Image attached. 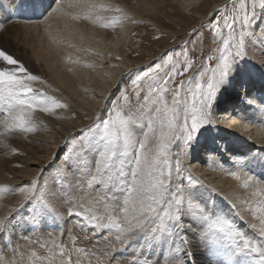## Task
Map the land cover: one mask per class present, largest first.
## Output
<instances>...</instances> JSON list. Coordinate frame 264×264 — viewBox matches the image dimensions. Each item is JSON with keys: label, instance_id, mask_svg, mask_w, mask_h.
<instances>
[{"label": "bare ground", "instance_id": "1", "mask_svg": "<svg viewBox=\"0 0 264 264\" xmlns=\"http://www.w3.org/2000/svg\"><path fill=\"white\" fill-rule=\"evenodd\" d=\"M49 1L0 0V8L4 2L10 3L14 7V13L15 11L16 14L19 13L18 8H20L25 14L24 5L29 7V15L35 16L45 10L51 3ZM178 1L181 6L190 10L200 9L207 2V0ZM98 5L97 0H59L43 20L33 23L19 22L18 26L23 28V32L17 33L21 36L25 35V37L28 34L32 35L31 38H34L36 45L34 57L44 62L43 65L47 70H43L49 80H46V77L41 73L42 64L28 55V52L19 56H17L18 52L13 53L14 58H18L26 67L28 74L36 75L39 78L36 81H26L29 87L39 93L48 94V97L56 101L57 99L50 92L57 93L68 104L73 103L79 107L87 119H89L88 117L92 119L94 115L96 118L108 94L114 90L115 86H118L121 76H125L128 74V70L132 69L129 68L131 63L127 59L126 50H123L125 44L131 45V24L129 27L125 26L124 23L119 27V33L116 34L117 30H115L113 36H110V33L105 32L104 25L106 24L100 13L105 8L98 7ZM261 33H264V29L256 34L259 43L255 44L256 42H254L256 46L255 56H257L254 59L256 65L253 64L254 75L249 77L246 69L238 68L236 70L237 77H240V81L243 82L240 84L241 89H236L237 85L227 87L228 97L230 100L233 98L231 104L228 103L230 101L225 103L227 107L211 120L213 126L204 131L203 140H208L206 145L200 146L201 151L204 152L202 154L197 153L196 148L201 141L193 144L188 158L184 159L188 161L190 157H195L197 160L188 162L189 164L185 161L188 166L183 167V170L187 175L191 174L193 181L198 182L194 191L210 198V207L214 203L216 209L222 210L220 214L233 220L240 233L245 234L253 241L264 242V237L259 235V229L264 225H261L257 219V217L264 216V194L253 195L258 188L264 187V68L262 67L264 35ZM118 58H122V61L117 62ZM18 67L19 65L7 66L9 70L18 69ZM52 80L55 83H52ZM76 99L83 106L85 105L92 110L89 111L78 104ZM247 104L251 105V108H247ZM0 107V111L2 110V113L5 114L3 123L0 124V138L7 142L10 141L11 137L4 123L8 119V115L2 104ZM49 107L52 110L48 113L35 108L27 110L26 119L34 126L33 130L15 133L16 136L20 135L16 139L15 145L18 150L25 154L31 151L29 158L20 159L14 155L6 157L0 155V187L19 185L18 183L21 181L15 183L14 180L9 181L8 178L13 171V165L23 161L37 166V168L32 169L30 176L33 177L32 180L36 181L37 185L42 184L39 189H43L46 185L54 188L61 183L67 184L63 174H58V170L64 167V160L56 167L57 169L54 168V163L51 160L56 150H60L68 144L67 142L71 140L70 137L75 136L74 134L79 130V125L75 122L70 123L68 121L70 119L61 114L62 112H58L56 107L52 105ZM62 107L63 109L66 108V106ZM216 108L217 105L214 109ZM214 109H211V114L217 113ZM219 119H222L223 122L220 121L219 123ZM84 124L87 125L88 122ZM55 125H59L61 130L50 132L53 131ZM40 127L42 130H46L44 134H49V137L38 134ZM27 133L29 134L27 135ZM31 135L35 136L34 139L31 138ZM47 138L52 142H49L51 146L45 152L46 156L44 157L39 155L41 153H39L36 143H48ZM225 139L227 142L223 143ZM40 144L38 146L43 149L44 153L46 148ZM25 145L31 146L30 150L25 149ZM168 148H170V144ZM77 151H79L78 148ZM220 158L221 161L229 163L225 165L227 168L221 164ZM85 160L91 162L92 154H89ZM125 168L126 165H123L124 173ZM51 169L52 171H49ZM53 170H55L54 173ZM119 171L118 167L111 174L115 183L105 177L106 183L102 185V188L96 189V192L92 191L90 186L83 185L81 186L82 191L80 189L76 193L69 191L64 200L58 199L56 201L59 214L54 219L47 218L44 224L35 230L28 229L24 223L25 220L29 219L28 214L32 204H28L19 214L16 212L21 203L25 202V193L17 190L10 194L0 195V218L15 216L13 223L16 224L11 243H8L7 233L0 239V248L3 249L0 257L14 261L15 264H68L69 259H71V264H77V261L79 264H96L97 259L101 258H104L103 260L107 264V257L104 256L102 250L111 245L119 250L116 255L122 264L123 261L131 264V261L140 251L138 242L130 241L127 246L122 248L115 239V229L104 228L102 231L101 228L93 227L100 221L106 225L109 218H116L112 215V209L115 205L112 203V191L109 189L119 192L126 184L124 175L123 178L117 175ZM17 172L20 175L23 174V171ZM231 173H236L240 179L237 180ZM27 175L29 173H25V176ZM248 176H252L253 180L249 182V188H244L242 185ZM93 193L97 195L96 198L91 197L94 195ZM34 195L39 198L41 191L37 190ZM71 200L73 204L70 205L67 202ZM70 208L81 211V217L78 219L69 216L68 210ZM103 212L105 217H101ZM22 216L23 220L21 219ZM85 216L89 219L96 217L97 220H94L93 224H88L83 219ZM252 225L256 227L253 228ZM57 228H59L58 231H56ZM193 244V256L189 264H211L208 251H205L203 246L196 245L195 241ZM78 248L84 249L85 252L78 253L76 251ZM62 251L66 255H61ZM158 251L159 249L155 250L153 259L157 258L156 252ZM160 260L163 264V257H160ZM112 264H116V261H113Z\"/></svg>", "mask_w": 264, "mask_h": 264}, {"label": "snow or ice", "instance_id": "2", "mask_svg": "<svg viewBox=\"0 0 264 264\" xmlns=\"http://www.w3.org/2000/svg\"><path fill=\"white\" fill-rule=\"evenodd\" d=\"M257 2L258 0H251L253 9L257 6ZM259 3L264 7V0H259ZM239 9L240 13L230 18L224 17V27L229 29L228 36L216 49L219 55L211 57L217 61V64L207 70L211 74L207 75L206 80L203 79L206 73H202L203 82H195L194 87L190 80H181L179 85L169 87L177 75L183 76L188 73L192 67V62L188 60L182 72L174 67L170 73L166 72L162 76L159 71L162 64L156 63L154 66H149L146 71L138 73L131 81L133 91L147 87L148 94L144 96V101L146 104H151L154 110L146 113L147 128L152 132L154 123L158 122L161 129L157 155L153 156L150 151L145 150L148 133L144 134L142 140L134 139V131L131 128L132 118L122 114L114 105L106 118L98 116L87 128L89 135L79 141V151L74 145L65 154L64 167L58 170V174H63L67 180L66 185L61 183L54 188L46 185L43 189H39L36 181H32L30 187L20 185L0 187V195L17 190L25 193V202L21 203L16 212L19 214L28 204H32L28 214L29 219L24 221L28 229L35 230L41 227L49 217L54 219L59 214L56 201L64 200L69 191L75 193L78 189L82 191V185L90 186L92 191H95L106 183L105 177L115 183L111 174L118 167L120 171L117 175L123 178V165L125 158H128L131 180L123 186L122 191L109 189L112 191V203L115 205L112 215L116 218H109L106 225L100 221L93 227L115 229V239L122 248L130 241L138 242L140 251L131 264H161L160 257H163V264H189L193 256V241L196 245L203 246L205 251L213 256L225 255L228 264H246L248 260H251V264H264V242L253 241L240 233L233 220L220 214L222 210L216 209L214 203L209 206L210 198L185 186L182 180L176 181L173 186V180L170 178L171 169L175 167L179 176L182 165L179 157L174 158L176 163L172 165L167 156V146L176 140L175 134L178 129L184 143L188 144L199 129L211 122V109L217 93L228 82L235 64L245 58L244 50L247 47L245 37L255 35L251 31L255 12L247 10L246 0H240ZM236 25H240L241 28L238 44L230 43L235 36ZM232 48L236 49L235 53L232 52ZM166 55L167 60L161 57L164 65H167L172 58L170 53ZM16 65H19L18 69L7 68ZM0 69H3L0 70V104L8 115L4 123L9 133L33 130L34 126L26 119L28 109L35 108L48 113L52 110L49 105L57 108L62 106L56 100L43 96L42 93L28 86L26 81H36L39 78L28 74L22 62L14 58L13 54L2 45H0ZM181 92L185 97L190 95L191 103L181 97ZM168 93H172L171 105L164 99ZM124 95L125 93H121V96ZM181 115H183V123L178 124ZM69 139L76 138L73 136ZM15 151L12 149V152ZM89 154H93L95 160L94 170L91 162L85 163V158ZM231 175L237 180L240 179L236 173ZM188 179L192 180L191 174ZM252 180L253 177L248 176L242 186L249 188V182ZM38 189L41 191L39 198L34 195ZM260 194H264V187L258 188L253 193V195ZM67 203L71 205L73 201ZM68 215L79 219L81 211L70 208ZM14 219L15 216L0 218V239L7 233L8 243H11L14 235L13 230L16 227L13 223ZM21 219H24L23 216ZM83 219L88 224H93V221L97 220L96 217L89 219L87 216ZM257 219L261 225H264V216ZM252 227L256 226L252 225ZM259 235L264 237V227L259 229ZM156 249H159L156 252L157 258L153 259ZM76 251L85 252L82 248ZM102 251L107 257V264H112L113 261L122 264L116 255L118 249L109 245ZM61 255L66 253L62 251ZM0 264H15V262L0 257ZM68 264H71V259ZM96 264H105V261L102 258L97 259ZM123 264H127V261H123Z\"/></svg>", "mask_w": 264, "mask_h": 264}, {"label": "rangeland", "instance_id": "3", "mask_svg": "<svg viewBox=\"0 0 264 264\" xmlns=\"http://www.w3.org/2000/svg\"><path fill=\"white\" fill-rule=\"evenodd\" d=\"M59 0H50L49 5L43 10L40 18L35 21H41L46 17V14H49L50 11L54 8L55 4L58 3ZM100 3V4H99ZM240 0H207L204 6L200 9H187L184 6H181L178 0H97L98 7L102 6L105 8L102 12H105L104 15L100 12L104 18L105 24L104 29L105 32L110 33V36H113L115 33H119V27H121L124 23L125 26H129L131 24L130 36H131V45L125 44L123 50H126L127 59L130 61L128 74L125 76H121V80L118 83V86H115L114 90H112V94H108L107 99L103 102L102 107L99 109L98 116L107 117L110 110L115 105L117 110L121 111L122 114H126L130 116L133 120V124L131 125L132 130L134 131V139L137 141L144 139V134L148 133V140L146 144V151H150L153 156L158 154L159 151V141L158 137L160 135L161 129L159 127V123L156 122L153 125V131L149 132L147 128V119L146 113L149 111H154L152 109L151 104H146L144 101V96L147 95V87L144 86L140 89V91H133V86L131 81L135 79L136 75L141 71H146L149 66H154L156 63L162 64L161 69L159 70L161 75L164 73H170L174 67L179 68L182 72L183 67L186 66V61L190 60L192 62V67L189 69L188 73H185L183 76L177 75L173 83H170L169 87H174V85H179L181 80L191 81L192 87H194L195 82L201 81V74L206 73L203 77L204 80L207 79V75H210V72H207L208 69L216 66L217 61L211 59L213 56H218L219 53L216 51L218 46L222 45L223 39L228 36L229 29L224 27V17L228 16L229 18L232 15L240 13L239 9ZM7 10L5 13L1 15L0 18V45L6 48L9 53L13 54L17 53V56L23 55L27 53L32 56L34 60H38L42 65L40 67L41 73L46 80L49 78L46 76L45 71L46 67L43 65L44 62L39 58H35L34 54L36 52V45L34 44V38L32 39V35H27V37L21 36L17 32H23V28L18 26L19 22H28L33 23L35 21H24L20 19H14V15L12 14L13 7L10 3H5ZM52 5V7H51ZM246 8L249 12H255V19L251 26V31L255 33L253 36L245 37L246 49L244 50V59L239 60L233 70V74L229 77L228 82L225 83L217 93V96L214 100L212 110L217 105V108L214 109L217 113L212 114V119L215 118L219 114V112L223 111L224 108L227 107L225 103L232 102L230 97H228L227 87L228 86H236V89H241V85L243 82L240 81V77H237L236 70L238 68L246 69L249 77L254 75V59L257 58L256 55V46L255 44L259 43V39L256 34H259L264 29V7L260 6L259 0L257 2V6L255 9L252 8L251 0H246ZM107 10V11H106ZM8 11V12H7ZM107 12V13H106ZM110 12V13H109ZM8 14V15H7ZM3 16L5 17L3 19ZM107 22V23H106ZM217 22H219L217 24ZM49 23V22H48ZM47 23V24H48ZM46 24V25H47ZM130 27V26H129ZM108 30V31H106ZM235 36L230 43L238 44L240 41V25L235 26ZM247 31V30H246ZM17 35L15 36V34ZM219 33V34H218ZM115 36V35H114ZM17 37V38H16ZM134 45V46H133ZM233 53H235L236 49H231ZM171 54V60L167 65L163 64L161 57L165 60L168 59L166 54ZM119 59V58H118ZM117 59V60H118ZM121 59V60H120ZM117 62L122 61L120 58ZM260 62L259 60H257ZM256 65V63H255ZM115 67L114 65H112ZM137 66V67H136ZM262 67L264 68V61L262 62ZM45 71H44V70ZM39 70V65H38ZM130 71V72H129ZM235 74V75H234ZM109 75V74H108ZM112 75V74H110ZM235 76V77H234ZM123 77V78H122ZM240 81V82H239ZM52 83H55L53 80ZM203 82V81H201ZM230 83V84H229ZM187 87V85H186ZM224 90H223V89ZM49 89V88H48ZM46 90V89H45ZM48 91V90H47ZM127 91V92H126ZM50 92V91H49ZM54 98L63 107H56L58 112H62L65 117L69 118L70 123L75 122L79 125V130L74 134L75 140L68 141L66 145H64L60 150L57 149L56 153L52 156V162L54 163V168L57 169L59 164L65 159V154L69 151L71 147L74 145L79 149V141L84 137L88 136L89 133L86 131L87 128L93 124L96 120L95 115L92 117H85L79 107H76L73 103L68 104L64 101L60 96L55 92H50ZM121 93H125L124 96H121ZM220 93V94H219ZM56 94V95H55ZM44 96L48 97V94L44 93ZM181 97L183 99H187L189 103H191L190 95L185 97L184 93L181 92ZM240 97H242L240 95ZM75 99V96H73ZM164 99L167 101L169 105H171L172 101V93H168ZM228 99V100H227ZM77 100V99H76ZM78 104L82 105L79 100H77ZM130 102V103H129ZM264 102V101H263ZM105 103V104H104ZM220 104V105H219ZM225 104V105H224ZM224 105V106H223ZM83 106V105H82ZM251 105H246L247 108H251ZM89 111L90 109L87 106H83ZM1 108V107H0ZM253 109V108H252ZM5 114L0 111V124L3 123V118ZM211 119V120H212ZM86 120V121H85ZM230 120V119H229ZM223 122L222 119H219V123ZM85 125L84 123H87ZM239 122V121H237ZM178 124L183 123V115H181V119L177 121ZM38 127V125H35ZM57 126V127H56ZM73 126V125H72ZM84 126V127H83ZM190 126V121H189ZM211 122L209 124L204 125L201 129L198 130L197 133L194 134V138L188 144L184 143L183 137L180 135L179 129L176 132V140L170 144V148L167 146V156L171 161L172 165H175L176 160L175 157H179L182 168L180 175L177 176L175 167L171 169V179L173 180V186L175 182L178 180H182L184 185L190 187L192 189L195 188V185L198 184L195 181H189V175L183 170V167L188 166L186 162H195L197 159L195 157H190L188 161L186 158L189 155V151L191 150L193 144L197 141H201L197 146V153L202 154L204 151H201V147L208 143V140H203L204 131L212 127ZM38 129V128H37ZM55 129V130H54ZM53 131L56 132L59 128V125H55ZM241 129V128H240ZM243 129V128H242ZM38 134L43 135L46 130H42L41 127L38 129ZM51 130V129H50ZM85 130V131H82ZM74 131V130H73ZM18 131L8 133L10 137V141H2L0 138V155L3 157L14 155L20 159H28L29 153H24L21 150H18L15 145V141L18 138L15 133ZM26 132V131H24ZM225 132V131H224ZM29 133H27L28 135ZM227 136V134H225ZM44 136L49 137V134H44ZM224 136V135H223ZM34 135H31V138L34 139ZM205 139V138H204ZM8 140V139H7ZM42 140V138H41ZM48 143L39 144L46 148L43 153V149L39 147L38 143H36L37 149L39 151V155L46 156L45 152L48 148H50L52 142L49 138L46 139ZM45 140V141H46ZM227 139L224 140L223 143L227 142ZM31 142V141H29ZM49 144V145H48ZM187 145V147H185ZM201 146V147H200ZM138 147V143H137ZM185 147V148H184ZM25 149L30 150L31 146L25 145ZM12 149H15V152H12ZM182 149H186L185 151ZM42 151V152H41ZM186 152V154H185ZM184 155V157H182ZM38 155V156H39ZM28 157V158H27ZM182 157V158H181ZM99 158L98 156L96 157ZM188 158V157H187ZM186 161V162H185ZM220 162L227 168L225 165L229 164L228 162ZM85 163H89V160ZM189 164V163H188ZM92 169H95V160H91ZM126 170L124 173V177L126 179V183L131 180L130 176V160L125 158ZM162 166V165H161ZM37 168L32 163L22 162L17 165H13L14 174H10L8 180H14L15 183H18L20 186L29 187L31 182L33 181V177L30 176L32 169ZM53 169V168H52ZM49 170V171H52ZM17 171L22 172L20 175ZM233 172V170H231ZM55 170H53V173ZM25 173H29V175L25 176ZM50 173V172H49ZM167 173V172H166ZM227 173V172H226ZM14 175V176H13ZM16 175V177H15ZM54 175V174H52ZM18 176V177H17ZM54 182L55 180L52 179ZM187 181V182H186ZM39 188H41L42 184H38ZM102 188V186L100 187ZM99 189V188H98ZM196 189V188H195ZM123 190V188L121 189ZM39 191V189H38ZM96 192V190L94 191ZM94 194V193H93ZM92 198H96L97 195L94 194L91 196ZM100 197V196H99ZM215 201V200H213ZM212 201V203H213ZM102 213L101 217H105ZM91 228V227H90ZM104 231V229H101ZM104 235V232H103ZM7 238V237H6ZM90 243V242H89ZM3 250V249H1ZM119 253V252H118ZM208 253V252H207ZM104 259V258H103ZM106 263V262H105Z\"/></svg>", "mask_w": 264, "mask_h": 264}]
</instances>
